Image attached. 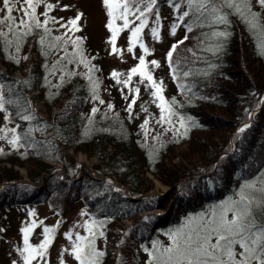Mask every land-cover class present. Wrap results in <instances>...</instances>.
Masks as SVG:
<instances>
[{"label":"trees","instance_id":"16d2710c","mask_svg":"<svg viewBox=\"0 0 264 264\" xmlns=\"http://www.w3.org/2000/svg\"><path fill=\"white\" fill-rule=\"evenodd\" d=\"M141 2L125 0L137 10ZM166 2L170 0H155L150 10ZM247 2L244 15L221 7L217 14L226 13L227 23H211L210 16L198 19V12L186 10L189 16L181 20L176 47L165 60L166 90L161 89L160 96L171 114L165 112L164 120L159 96L150 106L141 94H129L106 71L102 54L80 65L81 49L56 54L59 49L49 47L53 40L44 37L40 28L33 26L27 34H18L17 29L15 46L23 60L32 51L39 59L32 60L29 68L24 66L22 77L11 76L22 62L0 45L2 109L8 116L10 140L18 137L15 146L8 143L0 148V182H14L0 188V230L8 227L12 209L47 204L63 217L68 205L79 201L84 214L103 227V255L98 264H147L154 253L153 242L161 235L180 228L187 219L218 211L217 206L235 199L246 184L264 187V5L259 0ZM170 3L178 4V11L185 6V0ZM249 13L256 14L255 26L249 23ZM220 32L228 35H213ZM87 64L93 66L84 72ZM35 90L34 97L42 101L48 115L65 101L44 121V131L53 137L51 142L58 140L57 145L71 149L72 154L42 152L38 143L45 134L37 135L34 122L21 120L16 111L21 99L15 97ZM247 122L248 127L239 131ZM29 145L36 146L37 154L30 152ZM78 151L100 160L96 174L130 185L133 195L153 188L150 176L168 190L146 199L122 198L110 183L76 163ZM42 158L54 159L64 171ZM25 178L34 185L22 182ZM29 188L34 190L27 195ZM247 192L264 197L253 189ZM154 208L162 212L148 215V220L138 218L142 211ZM252 212L257 223H264V209L253 206ZM122 218H134L126 230L120 228ZM140 225L143 230H138Z\"/></svg>","mask_w":264,"mask_h":264},{"label":"rangeland","instance_id":"374dc122","mask_svg":"<svg viewBox=\"0 0 264 264\" xmlns=\"http://www.w3.org/2000/svg\"><path fill=\"white\" fill-rule=\"evenodd\" d=\"M20 2L21 0H16L17 9L20 6ZM116 3H120L121 7L114 8L110 16V5ZM124 3L125 0H110L109 4H105L104 0H40L36 5L35 14L36 19L42 25L39 28L41 32H44L43 36L51 37L53 40V42L49 44V47L53 50L59 49L56 54L73 52L76 49H81L78 55L80 65L85 60H89V62L93 61L91 59L96 54H102L106 71H108L112 77H114L113 72L117 73V76L114 77L115 81L120 82L122 88L128 93L132 92L129 94H141V99L144 100L147 105L151 106L155 100H158V96L153 95L156 91L153 87V82L159 85L160 89L166 90V76H164L165 60L168 58L167 53L172 49L174 43L178 42L179 36L181 35V31L178 29L181 24V19L179 17L189 8V5L187 0H185V6H183L180 11H177V4L172 5L170 2H166L159 7H154L153 10L145 11L150 0H143V2H141V9L139 8V10H137L135 4H128L129 12L126 19L129 23L128 26L125 27L124 19L121 18V13L123 11L122 5ZM46 5H52V7L48 8ZM17 9H13L12 15L18 22L22 17V13ZM141 12L144 13L143 17H140ZM4 15L3 0H0V18ZM78 15L79 19H77ZM74 19L76 20L75 26L69 23L70 20ZM141 19L145 21L144 26L139 35L134 38L132 37L131 29L140 25ZM45 20H47L46 24L44 23ZM110 23L112 27H109ZM173 26H175V32L172 31ZM45 28L49 31L45 32ZM153 29H156V35L153 34ZM16 30L17 27L15 24L12 25L11 31L9 30L8 23L0 24V31L5 33L3 36L4 39L0 42V45L2 47L1 49L8 55L18 60L20 58L19 64L22 62V65L20 69L13 71L11 76L22 77V69L24 66L29 68L31 61L38 60L39 57L32 51L31 57L27 58V60H23L24 56L18 53L20 48H16L15 46V42L18 41L16 34H14ZM25 30L26 29H19L18 34L26 32ZM114 30L116 31V36L113 44L112 36ZM57 37H59V39H57ZM76 40H78V43L73 44L72 41ZM60 42L61 45L58 48L57 44ZM4 43L9 45L7 49L4 47ZM141 43L144 45L143 48L140 47ZM29 45L30 42L27 46ZM113 47L118 51L114 52ZM129 47H131V51H129ZM82 49L86 52V59H84L85 53H83ZM56 54L52 56V60L57 56ZM140 56H144L145 65L143 70L151 75L152 81H149L146 76L141 77L139 72L131 74V79L129 80L130 70L139 65ZM151 61H156L157 64L153 65ZM88 64L84 67V72L89 71V66H93V64ZM48 66H50V64ZM26 71H28V69H26ZM53 77L57 80L56 74H53ZM124 81H128V83L125 84ZM34 94H38V91H28L24 95L23 93L18 94L15 100L17 98L21 99L16 105V111L20 113L21 120L34 122V129L37 135L45 134L42 143H38L39 149H42V152H48L50 156H57L59 153L64 154V156L72 154L71 149L64 148L62 145H57L58 140L51 142L53 137L51 139L44 131V121H49L54 113L63 106L65 101L61 100L57 106L52 108L51 113L48 115L47 111L42 106V101L34 97ZM26 116L30 117V119H23V117ZM7 123L8 116L6 112L0 108V148L7 146L10 141V130ZM248 123L249 122L244 124L242 128L248 125ZM29 150L32 154H37L35 145H29ZM42 159L55 165L59 171H64V167L54 159ZM74 159L80 167H85L91 174L99 176V174H96L95 165H100L102 162L96 157L88 156L86 153L78 151L74 155ZM178 159L179 158L176 157L175 161ZM19 171L22 175L26 173L23 167H20ZM104 178L106 182L113 186L114 190L121 193L122 198L126 195L128 197L146 199L150 195H160L168 190L165 184L159 182L157 178L150 176L154 183L153 188L145 193L133 195L130 193V185H123L111 177ZM24 180V182L34 185L33 182L26 178ZM13 183L14 182L2 181L0 182V188L4 184L10 185ZM33 190L29 188L26 194L32 193ZM241 191L248 195L247 188L244 187L240 189L235 199L229 201H239ZM225 204H228V202ZM68 206L63 217H60L56 213V210L51 209L47 204L35 205L26 209H12L10 212L12 218L8 227L6 226L5 229L1 228L0 230V264H13L14 261L15 264H25L24 257L29 255V253L23 252L22 254V250L26 247L24 240L25 232L22 231L24 229H27V243L31 246V249H35L36 252L43 251L44 253L42 256L33 253L35 258L30 260V264H61V261H63V264H80V261L76 259L73 253V244L76 241L77 234L81 237L91 238V233L95 232L94 247L97 252L103 253V227L84 214L81 202L77 201ZM65 207L66 204L64 205V209ZM235 207H243V205L237 204ZM161 212V209L154 208L151 211L140 213L138 218L148 220V215L159 214ZM201 216H203V219L200 218ZM209 218H211L210 213H204L195 218H190L192 222L185 231L199 227ZM227 218H232V212L227 213ZM133 219L134 218L120 220V228L126 230ZM190 219L185 220L183 225ZM45 228H49L51 231L45 233ZM143 229V225L138 227V230ZM101 232L103 235H99ZM66 233L70 234L71 238H69ZM46 236L49 243L45 249L41 250L39 246L45 240ZM123 241L125 243L127 242V240L122 239V242ZM157 241L159 245L164 247L171 244L169 234L161 235ZM213 242L215 241L213 240ZM82 243H84L85 249H87V240L82 241ZM122 250L124 251L125 249L119 248V251L123 252ZM235 251L239 252L241 249L235 246ZM158 255L159 253L154 249V253L151 257L152 261L149 257L147 264H157L154 257ZM100 258L101 256L95 257V264L99 263Z\"/></svg>","mask_w":264,"mask_h":264},{"label":"snow or ice","instance_id":"6c2138e0","mask_svg":"<svg viewBox=\"0 0 264 264\" xmlns=\"http://www.w3.org/2000/svg\"><path fill=\"white\" fill-rule=\"evenodd\" d=\"M40 0H21L20 6L17 9L16 0H3V9L5 10V15L0 18V24H9V30H12V25L15 24L17 29H27L25 34L31 31L32 27L39 28L41 23L36 19L35 8ZM105 4H109L110 0H104ZM171 2V0H170ZM155 3V0H150V3L145 8V11L151 9L152 4ZM190 10H195L199 13V17L207 18L211 17V23H227V14L218 15L221 11L222 6L227 8H234L235 11L241 15H244L248 10L249 5L247 0H187ZM261 5H264V0H259ZM46 7L51 8L52 5H46ZM121 7L120 3L110 5L109 15H112L114 8ZM123 11L121 13V18L124 19V26L127 27L129 21L126 19V16L129 12V5L124 3L122 5ZM179 7V5H176ZM13 9H17L22 13V17L17 22L13 17ZM144 13L141 12L140 17H143ZM252 16V19L249 20V23L255 26V13H249ZM189 16V12H183L182 16L179 18L181 20L184 17ZM26 18V19H25ZM79 19V15L77 16ZM31 21V23H29ZM47 23V20L44 22ZM69 23L73 26L76 24V20H70ZM145 21L141 19L140 25L131 29L132 37H137L144 26ZM63 26V25H62ZM109 27H112L111 23ZM49 30L45 28V32ZM153 34L156 35V29H153ZM172 31L175 32V26H173ZM188 31H191V27L188 28ZM5 33L0 31V37L4 36ZM213 35L227 36V32L213 33ZM116 36V31H113L112 42L114 44ZM43 39V38H42ZM59 39V37H57ZM187 39V36H185ZM73 44H77L78 40L72 41ZM179 43H183L180 41ZM141 48L144 45L141 43ZM176 45L172 46L174 50ZM172 50L167 53V56L170 58L172 55ZM113 51H118L113 47ZM131 51V47H129ZM146 51V49H145ZM153 65H156V61H151ZM145 60L144 56L139 57V65L130 70L129 80L131 79V74L137 72L140 73L141 77H147L149 81H152V77L149 73L145 72L144 69ZM188 73H185L187 75ZM113 76L116 77L117 73L113 72ZM125 84L128 81H124ZM153 87L156 91L153 93L154 96H159L161 100V120L165 119L164 113L168 112L171 114V107L166 106L167 102L164 101L163 96H160V86L153 82ZM138 91V90H137ZM103 103V101H101ZM4 107L3 98L0 97V108ZM111 107V105H109ZM131 107V105H129ZM96 109H93L95 112ZM23 119H30V117H23ZM171 123V120H168ZM147 123V121H145ZM181 126L184 125V121L181 119ZM248 125H245L244 128H247ZM244 128L239 129L243 132ZM15 132V129L11 130ZM18 137H14L9 141L13 146L16 145ZM2 151V150H0ZM264 184V181L261 182ZM246 187L264 193V187L256 189L255 184L249 183L242 186V189ZM237 204H242L243 207H235ZM233 205V206H229ZM253 206H258L264 209V197L256 198L254 196H249L241 191L239 201H229L228 204H221L217 206V209L213 210L211 218L201 224L198 228L189 229V224H191V219L187 221L180 228L170 231L169 238L171 244L167 247L159 245L158 241L153 242V248L159 253L154 259L157 261V264H264V223H257L253 216L252 208ZM232 212V218H227V213ZM203 219V216L200 217ZM25 232V249L23 252H28L29 255L24 257L25 264H30V260L35 258L36 255L42 256L43 251L36 252L35 249H31V246L27 243V229L22 230ZM51 229L45 228L44 232L49 233ZM69 238L71 235L66 233ZM96 233H91V238H85L77 234L76 241L73 244V253L77 260L80 261V264H95V257L103 255V253L97 252L94 247V237ZM103 235V233H99ZM87 240V249H85L84 243L82 241ZM213 240L215 242H213ZM49 240L47 236L45 240L39 246L41 250L47 247ZM235 246H239L241 251H235ZM162 248V251H161ZM147 251V249H145ZM15 264V261L13 262ZM63 264V261H61Z\"/></svg>","mask_w":264,"mask_h":264}]
</instances>
